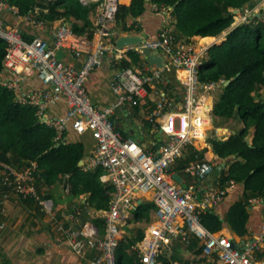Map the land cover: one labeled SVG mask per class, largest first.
Masks as SVG:
<instances>
[{"label":"built area","instance_id":"built-area-1","mask_svg":"<svg viewBox=\"0 0 264 264\" xmlns=\"http://www.w3.org/2000/svg\"><path fill=\"white\" fill-rule=\"evenodd\" d=\"M80 1L85 5L98 4L93 21L96 31L92 39L78 36L63 20L54 25V21L42 18L40 9L22 16L18 8L0 0V12L6 11L22 18L39 32L29 39L21 29L0 17V41L6 45L0 84L15 94L18 103L36 109L39 119L55 130L56 141L63 140L70 128L77 134L90 132L96 147L86 163V171H100L102 182L113 187L109 209L101 211L105 226L102 236L94 227L89 232L76 231L64 222L57 223L56 230L66 235L81 264H118V251L125 237L123 228L138 207L146 202V195L152 194L151 201L156 206L154 221L146 228L144 237L131 247L139 264H161L160 257L167 255L174 246L190 247L194 240L199 242L202 255L211 264H264V257L260 256L264 253V225L254 241H238L245 248L238 250L234 238L222 232L213 233L202 222V214L219 206L235 182L225 188L204 191L197 184L184 186L174 179L178 174L183 179L182 175L201 183L215 169L207 160H193L177 170L181 161L188 159L190 149L197 150L196 142L208 137L213 111L203 96L197 95L198 91L209 92L220 85L201 81L203 59L196 45L178 39L174 31L164 28L141 46L119 50L115 40L120 31L115 27L119 0ZM259 1L264 5V0ZM152 8L156 13L172 18V9L157 4ZM253 12L251 8L235 10L234 23H249L254 17ZM134 22L129 20L127 27H132ZM43 32L49 33L51 39L44 38L40 34ZM123 35L129 33L123 31ZM145 47L160 51L168 66L160 69L145 61L138 69H119L112 81L117 102L105 108L99 107L88 91L93 71L102 66L110 53L115 60H121L129 52H136L145 60ZM61 53L76 60L83 59L81 65H69L60 57ZM168 68L181 74L186 87L181 109L174 108L166 91L158 87V84H166L163 72ZM31 75L43 87L25 90ZM154 95L159 98L158 107L150 121L156 134L162 131V139L144 146L120 132L114 117L116 111L127 104L140 106ZM59 100L67 104L65 117L48 118V110ZM39 174L36 162L25 170H19L0 160V187L5 198L32 199L44 211L52 213V200L39 191ZM67 192H70L69 185ZM77 213L81 215L82 211Z\"/></svg>","mask_w":264,"mask_h":264},{"label":"trees","instance_id":"trees-1","mask_svg":"<svg viewBox=\"0 0 264 264\" xmlns=\"http://www.w3.org/2000/svg\"><path fill=\"white\" fill-rule=\"evenodd\" d=\"M4 1L18 8L22 16L40 9L42 18L50 22L63 20L78 36L92 39L95 35L96 27L91 16L95 14L98 4L85 5L80 0ZM252 1L132 0L129 6L118 5L115 27L127 33L134 30L141 33L142 27L138 22L135 21L132 27H127L128 21L130 18L142 17L147 12L156 13L152 5L157 4L172 9L171 14L176 25L174 33L178 39L217 37L232 27L234 10L242 9ZM14 18L16 17L9 12L2 14V19L9 24ZM72 19L74 22L71 24L69 21ZM34 36L35 32L27 34L29 39ZM5 54L6 45L0 41V72L3 70ZM144 63L145 60L140 54L129 52L127 59L116 60L114 65L118 69H126L141 67ZM166 70L169 77L171 73L174 74L173 68ZM200 79L203 83H220L218 90L221 89L222 92L215 95V120L239 116L247 123L240 133L228 140L223 141L216 137L208 139L214 153L220 159L230 161L228 170L220 172V187L224 188L231 182L243 184L244 194L224 217L214 208L208 209L202 214V222L213 233H220L228 226L235 235L246 239L250 234L248 222L251 217L250 208L253 207L252 200L262 199L264 203V99L255 96L264 89V22L255 17L252 22L234 28L223 44L212 47L209 58L201 62ZM228 81L231 83L226 87L225 83ZM174 85L176 84L169 80L163 89L167 92ZM134 108L137 112L141 109L140 106ZM251 127L255 134L250 144L247 139ZM56 137L55 130L39 119L35 108L18 103L15 94L0 84V160L19 170H25L36 162L42 170L38 187L41 183L54 184L69 176L68 183L73 197L88 195L87 203L95 211L108 210L113 187L102 182L100 171L90 172L80 166L84 159V145L81 142H69L66 140V133L63 140L56 141ZM193 160L202 161L205 156L191 148L188 159L182 160L177 170L180 171L184 164ZM155 211L153 202H144L127 223H137L145 218L150 225L154 221L151 213ZM144 234L145 230L141 231L136 237L137 241ZM125 241L126 235L118 251V264H139L137 254L131 253L135 240L127 239L128 250L123 248ZM189 248L197 255H202L198 241L194 240ZM260 256L264 257V253ZM3 264L10 263L4 260Z\"/></svg>","mask_w":264,"mask_h":264},{"label":"crops","instance_id":"crops-1","mask_svg":"<svg viewBox=\"0 0 264 264\" xmlns=\"http://www.w3.org/2000/svg\"><path fill=\"white\" fill-rule=\"evenodd\" d=\"M132 3L125 4L129 6ZM258 17L263 15L257 14ZM10 25L17 26L25 34L39 33L38 30L32 28L22 18L15 16ZM173 18V17H172ZM171 17L166 18L165 15L159 13L147 12L144 16L139 18H130L136 21L142 27V32H130L132 36H147L148 38H155L164 28L172 31L176 30L175 21ZM91 20L94 21L93 15ZM60 21V20H59ZM59 21H54V25H58ZM239 26V23H234L230 29L217 37H197L191 39L196 45V49L202 59L209 58V51L216 45H221L227 40L230 30ZM44 38L50 40V34L47 32L40 33ZM123 36V31H119V36L115 38L118 40ZM96 39V38H95ZM111 41V40H110ZM60 57L69 65L80 66L83 59L76 60L72 56L60 54ZM128 55L123 59H127ZM121 59V60H123ZM115 59L113 54H108L102 66L96 68L91 74L88 81V91L91 99L101 108L114 105L117 102V96L113 91L112 81L119 69L114 65ZM174 74H170L167 70L163 72L165 85L169 80L176 85L172 89L168 88L166 95L172 102L174 108L181 109L184 105L186 96V87L181 80V74L175 69ZM43 87L34 75H31L25 85V90H32ZM217 88L205 92L203 89L198 91V96L203 98L210 104L212 108V117L210 125L208 126V137L205 140L196 142L195 149L204 154L205 160L211 162L215 167L214 172L201 183H197L201 190L218 189L220 172L227 171L230 167L229 160L220 159L213 150V147L208 142L210 137L218 138L220 140H228L231 136L240 133L247 124L242 121L239 116L234 118H224L215 120L214 109L216 106L215 95L220 91ZM160 88V87H159ZM158 90V89H157ZM164 90V89H163ZM179 93V94H178ZM260 94L258 99H264V89L255 94ZM158 96H150L142 105L140 111L137 112L133 106L126 105L118 109L115 113V121L117 128L125 136L133 139L137 143L150 146L158 139V134L154 128V124L150 121L156 114L158 107ZM67 104L64 100H59L47 112L48 118L65 117L67 113ZM150 125H149V124ZM240 130V132H239ZM255 130L253 127L249 129L248 139L251 141L254 138ZM66 140L72 143L81 142L84 145V159L82 160L83 168L86 170V163L90 160L96 147V142L90 132L83 134L75 133L71 128L66 131ZM236 160L243 161L240 158ZM42 173V170H40ZM184 177V175H182ZM41 178V174L39 176ZM69 176L61 178L54 184L41 183L39 191L43 196L52 200L53 212L48 213L34 200H24L20 197L12 196L5 198L2 188L0 187V264L4 260H8L10 264H81V259L70 248L65 234H61L56 230V225L59 222H64L67 226H71L76 231L89 232L94 227L99 236L103 235V219L101 218V211H95L87 202L88 195H81L73 197L71 192H67ZM183 179V178H182ZM183 179V185L188 186L194 181ZM229 184L226 186L228 187ZM225 188V187H224ZM244 194V185L235 183L234 187L229 190L227 197L219 206L214 208L220 212L224 217L230 207ZM152 194L146 195L145 201L152 202ZM255 201L250 208L251 217L248 222L249 236L246 241L252 242L260 234L264 225V203L262 201ZM77 211H82L78 215ZM222 233L234 238L235 241H241L240 237L235 235L233 231L227 226ZM180 245L174 246L167 254H172L181 250L187 249ZM264 250V248H263ZM194 257H203L197 255L194 250L191 251ZM93 255V254H91ZM204 258V257H203ZM175 264H178L175 261Z\"/></svg>","mask_w":264,"mask_h":264},{"label":"rangeland","instance_id":"rangeland-1","mask_svg":"<svg viewBox=\"0 0 264 264\" xmlns=\"http://www.w3.org/2000/svg\"><path fill=\"white\" fill-rule=\"evenodd\" d=\"M131 0H119V4H128L130 3ZM95 3H90V5H93ZM246 8H251V10L253 9V19L255 17H258L257 14H261V17H258L260 19V22H264V5H262L260 3L259 0H253L251 4H248L244 7V9ZM148 10H151L150 7L147 8ZM235 11V10H234ZM97 16V10L95 12V14L93 15L94 19ZM173 17V16H172ZM173 19V18H172ZM253 19H251L250 22L253 21ZM73 20V19H72ZM70 20L69 23L72 24V22H74V20L72 21ZM82 24V23H81ZM244 24V23H239V25ZM120 28H116V31H119ZM233 30V29H232ZM230 30V32L232 31ZM183 41L187 42V43H192L194 44L191 40L189 39H182ZM195 45V44H194ZM202 62V61H201ZM135 68H139L138 66H135ZM163 84H158V87H160V89H163ZM261 95L257 94L256 97L259 98ZM240 132V130H239ZM185 177V176H184ZM186 180H190L188 177H185ZM192 181H194L193 179H191ZM190 181V182H192ZM198 181L195 180V182H193V184H197ZM186 186V185H185ZM257 201H262V199H257ZM152 218L154 219V213L152 212ZM149 226V223L147 222V220L145 218L140 219L137 223H127L123 230L125 232L126 235V241L123 244V248H125V250H128V243H127V239L128 241L132 239L137 241L136 237L140 234L141 231L146 230V228ZM181 250L177 251V252H173L172 254H167L163 257V259H160V263L161 264H166V262H170L171 264H175V261L178 264H211L209 263L206 258H201V257H194V255H192L191 251L193 252V250H191V248H187L185 250L182 251V253L180 252ZM129 252H130V248H129ZM133 253V252H131Z\"/></svg>","mask_w":264,"mask_h":264},{"label":"water","instance_id":"water-1","mask_svg":"<svg viewBox=\"0 0 264 264\" xmlns=\"http://www.w3.org/2000/svg\"><path fill=\"white\" fill-rule=\"evenodd\" d=\"M3 12H5V11L0 12V17H2ZM147 39H148L147 36L123 35L117 40L116 44H117V48L119 50H123L127 47H130V46H141ZM143 52L145 54V61L149 65L156 66L160 69H165L168 66V61L166 60V58L162 55V53L160 51L145 47L143 49ZM230 83H231V81L226 82L225 86L227 87ZM158 139H160V140L162 139V131L159 132ZM247 142L251 144V141L249 139H247ZM83 163L84 162L81 161L80 166H83ZM174 179L180 184L183 183V179L178 174L174 175ZM235 247L238 250L245 249V248H242L238 244L237 241L235 242Z\"/></svg>","mask_w":264,"mask_h":264}]
</instances>
